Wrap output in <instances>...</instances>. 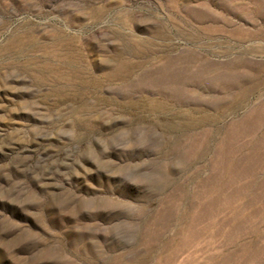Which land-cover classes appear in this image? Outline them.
I'll use <instances>...</instances> for the list:
<instances>
[{
	"label": "rangeland",
	"instance_id": "obj_1",
	"mask_svg": "<svg viewBox=\"0 0 264 264\" xmlns=\"http://www.w3.org/2000/svg\"><path fill=\"white\" fill-rule=\"evenodd\" d=\"M260 96L264 0H0V264H264Z\"/></svg>",
	"mask_w": 264,
	"mask_h": 264
},
{
	"label": "bare ground",
	"instance_id": "obj_2",
	"mask_svg": "<svg viewBox=\"0 0 264 264\" xmlns=\"http://www.w3.org/2000/svg\"><path fill=\"white\" fill-rule=\"evenodd\" d=\"M75 71H77V69ZM71 72H73V71H71ZM254 120H256L257 123H261L262 125H264V96H260V98L257 101L256 108L248 111L247 114L243 117L244 123L249 124V122L254 121ZM262 140H264V129L262 130L261 134L257 138H252V141H250L247 145H245L244 149L248 150L250 148V150L252 149V151H254L253 152L254 154L252 153L253 158L249 157V159L246 162L247 164L243 167V177L253 173L255 165L257 164V162H259L260 158H258V157H260V156L255 154V148H254L255 146H253V144H254V142L256 144H258ZM262 154L264 155V152ZM250 155H251V153H250Z\"/></svg>",
	"mask_w": 264,
	"mask_h": 264
}]
</instances>
